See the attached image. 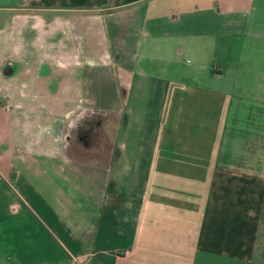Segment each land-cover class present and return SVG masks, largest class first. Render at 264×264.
Segmentation results:
<instances>
[{
  "label": "crops",
  "instance_id": "0c3cea01",
  "mask_svg": "<svg viewBox=\"0 0 264 264\" xmlns=\"http://www.w3.org/2000/svg\"><path fill=\"white\" fill-rule=\"evenodd\" d=\"M39 10L109 20V105L15 44ZM0 264H264V0L0 4Z\"/></svg>",
  "mask_w": 264,
  "mask_h": 264
},
{
  "label": "rangeland",
  "instance_id": "374dc122",
  "mask_svg": "<svg viewBox=\"0 0 264 264\" xmlns=\"http://www.w3.org/2000/svg\"><path fill=\"white\" fill-rule=\"evenodd\" d=\"M16 1L18 0H0V4L7 7L14 4ZM4 13L14 14V12L8 10L4 11ZM51 14L52 13L47 11L39 10V16L31 17L27 24L22 25V28L17 24V27L22 30L23 37L21 41H16L15 44H17L18 47L21 45L24 48L33 49L35 55H33L30 64L49 63L54 65L55 78L56 81L59 80L56 82L53 90L56 99L61 98L62 95L73 97L74 95L78 96L79 93L83 94L85 97H91L97 93L103 94L108 100L106 104L109 105V99L113 88L111 86L110 48L114 41L109 20H105L102 27L98 22H96V24L92 23L93 21L86 23L82 21L73 26L68 20H72L76 18V16L71 17L70 14L62 13L63 15L61 14L59 16L58 21H54L51 19ZM7 36V41H9V35L7 34ZM130 40L134 39L131 38ZM101 50L104 51L99 55ZM60 63L66 65L63 66L60 65ZM77 68H80V76L76 74L77 79L74 78V80L72 76V80H70L69 83V81L66 80V74L68 72H70L71 75L74 74ZM76 73H78V71H76ZM75 80L77 82L80 80V83H76L78 85L80 84L77 93L73 91ZM76 103L77 101L74 104L56 103L54 110L55 117L59 120H65L67 117L64 118V112L72 108L68 116H80L78 120L75 121V126H80V130L83 129L82 127L84 126H93L94 115L92 112L94 102ZM103 103L105 104V102ZM78 105L80 107H78ZM85 112H87V118H84ZM80 130L71 133L69 137L71 142L93 141V134H86Z\"/></svg>",
  "mask_w": 264,
  "mask_h": 264
}]
</instances>
